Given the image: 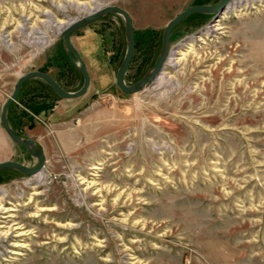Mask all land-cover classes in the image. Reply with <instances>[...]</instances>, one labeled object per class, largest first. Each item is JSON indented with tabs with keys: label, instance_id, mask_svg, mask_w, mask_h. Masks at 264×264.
Instances as JSON below:
<instances>
[{
	"label": "rangeland",
	"instance_id": "374dc122",
	"mask_svg": "<svg viewBox=\"0 0 264 264\" xmlns=\"http://www.w3.org/2000/svg\"><path fill=\"white\" fill-rule=\"evenodd\" d=\"M219 1L0 0V110L30 70L81 87L64 57L68 20L124 8L132 84L153 66L171 18ZM233 1L222 17L179 22L160 74L141 91L115 84L126 50L116 13L70 37L90 76L85 94L60 98L41 79L23 83L7 120L45 162L35 174L0 171V264H264V0ZM215 18L221 29L204 34ZM8 160L37 162L0 123ZM17 242L21 255L9 252Z\"/></svg>",
	"mask_w": 264,
	"mask_h": 264
},
{
	"label": "water",
	"instance_id": "95a60500",
	"mask_svg": "<svg viewBox=\"0 0 264 264\" xmlns=\"http://www.w3.org/2000/svg\"><path fill=\"white\" fill-rule=\"evenodd\" d=\"M228 1L229 0H220L216 4L190 5L178 12L173 18H171L164 27L161 49L153 66L140 79L133 82L132 84H126L124 81L126 72L133 57L135 47L133 23L130 14L124 8L118 5H107L102 8L96 9L84 16L68 20L67 24L62 28V41L69 62L82 75V85L75 91H67L50 74L41 70H30L17 78L11 93L7 96L1 106L0 123L7 136L12 141L22 145L31 156L37 159V162L33 166H26L15 161H1L0 171L6 168H12L25 174H35L41 170L45 162V155L43 151L35 144V142L30 138L19 137L12 129L7 120L8 107L13 101H15V99L19 95L24 82L32 78L41 79L60 98H76L82 96L87 92L90 85V76L86 68V64L82 60L78 50L73 45L70 39L72 33L77 29L87 25L89 22L97 20L106 13H116L123 17L126 33V50L115 74V84L122 92L130 94L141 91L146 85H148L160 74L164 65V61L168 56L171 32L179 22L194 13H215L218 10H222L226 6Z\"/></svg>",
	"mask_w": 264,
	"mask_h": 264
},
{
	"label": "bare ground",
	"instance_id": "6f19581e",
	"mask_svg": "<svg viewBox=\"0 0 264 264\" xmlns=\"http://www.w3.org/2000/svg\"><path fill=\"white\" fill-rule=\"evenodd\" d=\"M231 0H229L228 2H227V4H226V6L222 9L223 10V12L221 13V17L222 16H224L225 15V13H228V11L230 10V9H232V7H234V6H237V4L239 3V2H230ZM231 3V4H230ZM234 3V4H233ZM230 4V5H229ZM260 5V4H259ZM250 7H252V6H250ZM254 7V6H253ZM226 10V11H225ZM94 11V10H93ZM217 19V20H216ZM215 20V22H214V24H212L211 23V25L209 26V27H207L204 31H203V33L204 34H207L208 32H212V31H216V30H219V29H221V26L219 25V23H218V18H215V19H213V21ZM217 21V22H216ZM64 26H65V24H64ZM63 26V27H64ZM62 27V26H61ZM197 40H201V38H198ZM147 86V85H146ZM145 86V87H146ZM94 168H96L95 166H93V169ZM9 216V215H8ZM1 227V226H0ZM23 233L21 232V233H17V236H19V235H22ZM11 246H15V248H19V251L18 250H15V249H13V250H9V252L11 253V254H19V255H21L22 253H21V251H20V248H23L25 245H23V244H19L18 242L17 243H12L11 244Z\"/></svg>",
	"mask_w": 264,
	"mask_h": 264
},
{
	"label": "trees",
	"instance_id": "16d2710c",
	"mask_svg": "<svg viewBox=\"0 0 264 264\" xmlns=\"http://www.w3.org/2000/svg\"><path fill=\"white\" fill-rule=\"evenodd\" d=\"M64 57H65L66 62L68 63L69 60H68V58H67V56L65 54H64Z\"/></svg>",
	"mask_w": 264,
	"mask_h": 264
}]
</instances>
